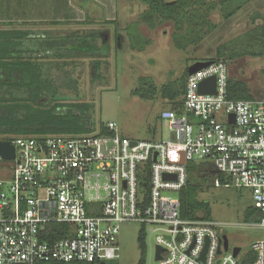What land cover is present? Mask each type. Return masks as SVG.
Wrapping results in <instances>:
<instances>
[{
	"label": "built area",
	"instance_id": "built-area-1",
	"mask_svg": "<svg viewBox=\"0 0 264 264\" xmlns=\"http://www.w3.org/2000/svg\"><path fill=\"white\" fill-rule=\"evenodd\" d=\"M210 61L188 74L181 107L161 112L165 138L131 139L115 121L105 123L106 133L97 126L91 133L0 138L15 147L13 159L0 154V264L118 260L121 224L129 221L154 237L147 260L156 264H247L252 256L249 264H264V237L234 255L236 246L225 248L224 225L181 213L188 164L212 163L228 185L251 191L264 229V98H231L228 61ZM213 76L215 93L200 92ZM148 176L149 193L142 185ZM57 223L70 229L53 239Z\"/></svg>",
	"mask_w": 264,
	"mask_h": 264
},
{
	"label": "rangeland",
	"instance_id": "rangeland-1",
	"mask_svg": "<svg viewBox=\"0 0 264 264\" xmlns=\"http://www.w3.org/2000/svg\"><path fill=\"white\" fill-rule=\"evenodd\" d=\"M3 2L0 4V21H8V24H0L1 28L28 29L37 35L60 39L75 33L91 36L90 42L100 47L95 55L51 56L43 61L50 65L49 75L58 88L59 100L93 103L92 116L97 126L115 121L120 132L131 139H161L167 135V125L161 112L171 108V101L160 92L148 99L135 94L134 90L143 84L141 77L152 78L161 88L163 84L183 75L190 64L207 57H216L219 50L225 53L230 65V77L244 80L254 97L264 98V56L229 58L235 51L256 48L264 43V36H261L264 28V0H249L229 20L223 19L218 7L210 15L218 28L202 42L190 45L187 49H180L173 42L176 30L174 22H163L150 28L140 21V33L151 42L144 51L131 49L127 33L129 27L137 40L136 44L142 43L136 21L145 11L146 5L140 0ZM256 12L261 15H256ZM253 15L255 19H252ZM253 30V35L258 37L248 35ZM223 45L224 48L221 47ZM30 46L37 48L34 41H30ZM97 60L101 61L99 71L95 67ZM97 72L100 73L99 77L95 76ZM207 182L210 181H202ZM167 193L177 196L175 192ZM200 198L209 202L211 218L224 225L231 248L240 246L241 253H246L251 250L254 241L264 237L261 226L244 219L246 209L253 205L248 188L214 182L209 187L205 186ZM141 227L142 224L137 221L121 224L118 264L138 263V235ZM151 241L154 242V237L148 236L147 242ZM146 264L156 262L148 259Z\"/></svg>",
	"mask_w": 264,
	"mask_h": 264
},
{
	"label": "trees",
	"instance_id": "trees-1",
	"mask_svg": "<svg viewBox=\"0 0 264 264\" xmlns=\"http://www.w3.org/2000/svg\"><path fill=\"white\" fill-rule=\"evenodd\" d=\"M146 5L137 23L142 43H137L133 33L127 27L131 49L144 51L150 42L138 29L140 21L150 28H155L163 22H174L176 30L173 42L180 49L195 45L218 28V24L210 19L211 13L220 7L223 19L234 17L249 0H140ZM4 3L0 0V4ZM256 15H261L256 12ZM255 19V15L252 16ZM8 21H0V24ZM11 23V22H9ZM56 23V22H53ZM130 25V24H129ZM128 25V26H129ZM255 30L248 32L254 36ZM261 36H264V28ZM255 38L258 36H254ZM133 38V39H132ZM91 36L72 34L63 38H51L37 35L33 30L21 28L0 27V136L11 139L16 135H45L51 133L79 134L95 131L97 125L93 120V103L66 102L58 99V88L50 78L48 62L44 58H62L65 55L79 54L95 55L100 51L96 43L90 42ZM105 41V39L102 37ZM34 41L37 48L30 46ZM104 42H102L103 44ZM104 45V44H103ZM102 45V46H103ZM224 48V45L221 46ZM258 47V46H257ZM238 50L230 54L234 60L244 56H264V43L258 48ZM102 48V47H101ZM54 54V55H52ZM225 59V53L219 50L214 58L203 60ZM226 60V59H225ZM96 70L101 68V61L95 63ZM96 73L95 76H100ZM188 69L178 79L163 84L158 88L150 77H141L142 86L134 93L143 98H154L159 92L171 101L172 109H179L185 92V82ZM230 97L234 99L255 98L249 85L241 79L231 78L229 82ZM102 133L107 132L102 124ZM188 183L178 193L181 202V213L185 218H211V206L201 199L200 194L205 186L211 184H227L225 174L217 171L212 163L190 162L188 164ZM210 181L202 183L203 180ZM213 181V183H211ZM209 183V184H208ZM142 185L149 193L151 186L149 176L142 179ZM144 203H147V197ZM263 213L251 205L244 214L246 222H259ZM69 225L57 223L52 225L55 232L53 239L67 236ZM140 258L137 264L147 263L148 243L145 225H142L138 235ZM253 260L250 257L249 264ZM50 264H118L117 260H96L93 262L71 261L53 262Z\"/></svg>",
	"mask_w": 264,
	"mask_h": 264
},
{
	"label": "water",
	"instance_id": "water-1",
	"mask_svg": "<svg viewBox=\"0 0 264 264\" xmlns=\"http://www.w3.org/2000/svg\"><path fill=\"white\" fill-rule=\"evenodd\" d=\"M210 63H211L210 60L196 61V62L189 65L188 74H192V73L196 72L197 70L209 65ZM199 91L202 93H215V91H216V78L213 76V77H209V78L204 79L200 83ZM231 122H233V121H231ZM135 143H136L135 141H132V144H135ZM0 154L5 159H13L15 157L14 145L8 140H0ZM155 157H156V154H155ZM171 178H175V175H172L169 173L164 174V179H171ZM223 238H224L225 248L228 249V247H229L228 236L224 235ZM162 250H163L162 246H157L156 257H155L156 260L161 259V257H162L161 251ZM240 250H241L240 246L234 247V255H237L240 252ZM205 251H206V248L204 249L203 254L201 256L202 259L205 256Z\"/></svg>",
	"mask_w": 264,
	"mask_h": 264
},
{
	"label": "crops",
	"instance_id": "crops-1",
	"mask_svg": "<svg viewBox=\"0 0 264 264\" xmlns=\"http://www.w3.org/2000/svg\"><path fill=\"white\" fill-rule=\"evenodd\" d=\"M203 60V59H202Z\"/></svg>",
	"mask_w": 264,
	"mask_h": 264
}]
</instances>
